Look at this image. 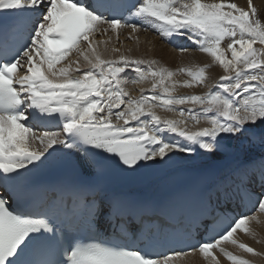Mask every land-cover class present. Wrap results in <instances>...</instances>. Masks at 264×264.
<instances>
[{"label": "snow or ice", "instance_id": "6c2138e0", "mask_svg": "<svg viewBox=\"0 0 264 264\" xmlns=\"http://www.w3.org/2000/svg\"><path fill=\"white\" fill-rule=\"evenodd\" d=\"M128 9V15L122 14ZM0 16L13 17L0 31V188L5 192L21 170L43 164L61 149L75 153L82 173L94 175L106 162L135 172L180 155L227 152V144L241 156L253 147L261 149L259 159H243L216 185L215 208L202 199L190 214L193 227L205 216L212 223L211 235L187 250L149 252L134 238L64 247L67 218L78 206H89L86 198L95 195L88 184L36 196L25 209L10 207L0 194V264H174L175 258L195 251L219 264L213 249L232 264H251L228 252L222 242L264 255L233 238L238 230L250 231L248 223L257 217L249 212L264 213V23L253 0L246 7L232 0H0ZM141 27L156 30L169 43L186 38L210 54L225 75L203 95L176 96L172 93L178 84H203L204 68L178 69L191 77L181 82L172 79L173 70L154 67L156 61L126 55L119 48L112 49L115 58H103L98 50L102 42L94 39L97 33L122 28L135 33ZM225 37L231 42L222 48ZM257 43L261 47H254ZM180 50L186 51L182 46ZM73 52L77 58L59 66ZM129 73L134 83L150 78L151 95L145 89L135 98L125 92L122 77ZM185 104L200 108H180L179 120L163 119L154 110L172 111ZM201 116L209 126H186L189 119L199 124ZM50 119L60 121L61 131L38 132ZM257 182L260 191L254 192ZM91 204L95 206V199ZM231 204L244 210L230 212ZM129 210L123 201L110 202V211Z\"/></svg>", "mask_w": 264, "mask_h": 264}, {"label": "bare ground", "instance_id": "6f19581e", "mask_svg": "<svg viewBox=\"0 0 264 264\" xmlns=\"http://www.w3.org/2000/svg\"><path fill=\"white\" fill-rule=\"evenodd\" d=\"M185 2H187V0H185ZM232 2L236 3L239 7H246L247 4V0H232ZM253 4L257 8V18L261 19L262 23H264V0H253ZM148 23H150V21H148ZM101 27L103 28L104 26ZM94 39L96 41L102 42L99 44L98 50L101 53H104L103 58H115L118 54L113 53L112 49L119 48L120 51L126 55L143 60L156 61L154 67L164 66L168 69L173 70L175 72V75L172 79L176 81L182 82L186 79L191 80L187 71H183L182 73L181 71H177L178 69H191L193 72H195L200 68H204L206 80L213 79L214 77H218L221 74L218 69L220 64L214 61L213 57L210 54L200 51L199 48L195 46L191 41H188L184 37H177L175 38L173 43H169L167 40L163 39L156 30L150 27L147 30H144V28L141 27V29L135 33H132L130 28L117 29L115 32L109 30L107 34L101 35L97 33ZM230 42L231 40L228 37H225V39L221 42V47H226V44ZM187 44L191 45V47H189L188 49H186ZM181 46L184 47L186 51H181ZM81 47L83 48L84 45L82 44ZM105 49H107V51H105ZM228 55L230 57V52L228 53ZM76 58L77 54L73 52L66 59V61H64V63L59 66L66 65L68 63V60H75ZM81 66H87L86 64H84L82 57ZM131 76L132 74L129 73L127 77H122L125 80V82L122 84V88L125 92H127L131 97L135 98L141 95V89H145L144 94L151 95V91H148L151 90L152 84V80L150 78L134 83L131 80ZM205 91L206 90L196 88L195 84L192 87H185L181 83L175 87L172 95H191L192 93L198 95L203 94V92ZM189 107H194L195 109L200 108V106L198 105L193 106L185 104L177 105L176 110L172 111L166 110L162 107H156L154 110L156 111L157 115H159L163 119L179 120L181 119V116L178 110L180 108ZM187 115L188 114L185 113V116ZM186 126L189 129L194 130L197 127H206L209 125L207 121L201 116L199 124H195L193 120L189 119L186 121ZM180 127H185V124H181ZM37 146L38 145L36 144L32 145V147ZM225 147L228 149L227 152H220L215 155H208L203 152H199L191 156L180 155L181 159H176L180 163L178 167L172 168L162 175L155 177L151 183L147 184V186L134 191L143 194L152 191L155 188H160V186L162 185V181L165 182L172 174L179 175L184 172V170L178 169L202 167L204 165L213 163L214 160L220 158L222 155L235 156V164L228 167L224 171H221L217 179L213 181V184L217 185L230 172V170L234 168L238 163H240L243 159H257L256 157H260L261 155V149L258 146L253 147L243 156H241L238 151L234 150L233 145L227 144L225 145ZM204 172L205 171H203V173ZM253 215H255L257 219L252 220L248 223L250 231L245 232L242 230H238L236 233H234L233 238L236 239L239 243L249 245L257 253H264V213L255 212ZM222 247H224L233 255H237L249 260L251 264H264V255H255L253 253H249L239 248L238 244H232L231 242H222ZM212 251L219 260V264H232V261L229 260L223 253H221L219 249H213ZM174 264H215V262L211 261L210 257L205 258L202 253H200L199 251H195L183 257L175 258Z\"/></svg>", "mask_w": 264, "mask_h": 264}, {"label": "rangeland", "instance_id": "374dc122", "mask_svg": "<svg viewBox=\"0 0 264 264\" xmlns=\"http://www.w3.org/2000/svg\"><path fill=\"white\" fill-rule=\"evenodd\" d=\"M258 45V46H257ZM254 47H261L259 44L254 45ZM219 71L221 72V74L218 77H214L213 79L210 80H206L204 81L203 85L202 84H195L196 88L201 89V90H206L205 92H203V94L207 93L209 91V86H214L215 85V81H217L221 76L225 75L224 69L223 67L220 65L218 67ZM221 69V70H220ZM183 73V71H181ZM190 77V76H189ZM191 78V77H190ZM215 79V80H214ZM131 81V80H130ZM214 82V83H213ZM137 83V82H136ZM213 83V84H212ZM207 84V85H206ZM136 85V84H135ZM150 91V90H148ZM156 91H159V89H157ZM203 94H198V95H203ZM186 95V94H183ZM191 95H197L192 93ZM176 96H179L178 94ZM200 106V105H198ZM188 114V113H187ZM203 117V116H202Z\"/></svg>", "mask_w": 264, "mask_h": 264}]
</instances>
